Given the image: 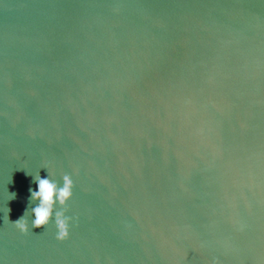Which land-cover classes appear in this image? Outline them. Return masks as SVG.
<instances>
[{"label": "water", "instance_id": "water-1", "mask_svg": "<svg viewBox=\"0 0 264 264\" xmlns=\"http://www.w3.org/2000/svg\"><path fill=\"white\" fill-rule=\"evenodd\" d=\"M0 264H264V0H0Z\"/></svg>", "mask_w": 264, "mask_h": 264}, {"label": "clouds", "instance_id": "clouds-1", "mask_svg": "<svg viewBox=\"0 0 264 264\" xmlns=\"http://www.w3.org/2000/svg\"><path fill=\"white\" fill-rule=\"evenodd\" d=\"M42 168L47 171V176L42 178L39 172L33 176L32 182L35 183L36 188H29V207L21 217L11 222L21 233H27L29 230L27 216H31L32 229H44L54 221L56 239L62 241L69 235L71 217L66 215L64 206L72 197L73 181L71 176L66 174L62 176V184L58 183L51 178L46 166ZM15 196L14 192L11 193L10 199H14Z\"/></svg>", "mask_w": 264, "mask_h": 264}]
</instances>
